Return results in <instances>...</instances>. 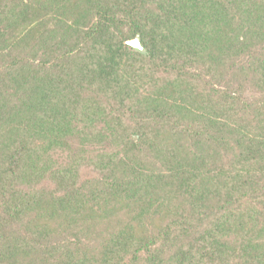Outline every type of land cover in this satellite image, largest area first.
<instances>
[{
    "label": "trees",
    "instance_id": "16d2710c",
    "mask_svg": "<svg viewBox=\"0 0 264 264\" xmlns=\"http://www.w3.org/2000/svg\"><path fill=\"white\" fill-rule=\"evenodd\" d=\"M0 264H264V0H0Z\"/></svg>",
    "mask_w": 264,
    "mask_h": 264
},
{
    "label": "water",
    "instance_id": "95a60500",
    "mask_svg": "<svg viewBox=\"0 0 264 264\" xmlns=\"http://www.w3.org/2000/svg\"><path fill=\"white\" fill-rule=\"evenodd\" d=\"M128 44L138 51H143V47L141 46L140 37H137L134 41L128 42Z\"/></svg>",
    "mask_w": 264,
    "mask_h": 264
},
{
    "label": "rangeland",
    "instance_id": "374dc122",
    "mask_svg": "<svg viewBox=\"0 0 264 264\" xmlns=\"http://www.w3.org/2000/svg\"><path fill=\"white\" fill-rule=\"evenodd\" d=\"M135 39H133V40H131V41H134ZM130 42V41H129ZM247 96L248 97H253L254 95H253V92H251V91H249V90H247Z\"/></svg>",
    "mask_w": 264,
    "mask_h": 264
}]
</instances>
